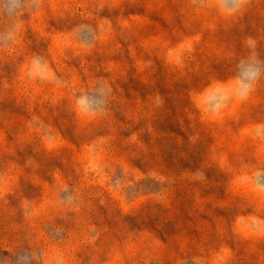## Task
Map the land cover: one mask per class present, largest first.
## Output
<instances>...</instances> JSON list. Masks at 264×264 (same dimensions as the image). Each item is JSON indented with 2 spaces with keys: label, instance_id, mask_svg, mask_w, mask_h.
Listing matches in <instances>:
<instances>
[{
  "label": "rangeland",
  "instance_id": "374dc122",
  "mask_svg": "<svg viewBox=\"0 0 264 264\" xmlns=\"http://www.w3.org/2000/svg\"><path fill=\"white\" fill-rule=\"evenodd\" d=\"M233 9L0 0V264H264V0Z\"/></svg>",
  "mask_w": 264,
  "mask_h": 264
},
{
  "label": "clouds",
  "instance_id": "9594fccd",
  "mask_svg": "<svg viewBox=\"0 0 264 264\" xmlns=\"http://www.w3.org/2000/svg\"><path fill=\"white\" fill-rule=\"evenodd\" d=\"M246 2H247V0H233V4H234V9L233 10L239 9ZM249 45L252 46V47H254V44L251 41H249Z\"/></svg>",
  "mask_w": 264,
  "mask_h": 264
}]
</instances>
